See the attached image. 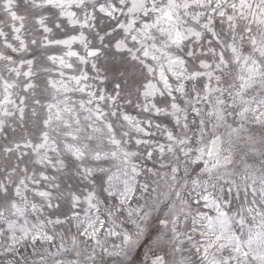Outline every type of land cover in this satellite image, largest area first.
<instances>
[{"label": "snow or ice", "instance_id": "obj_1", "mask_svg": "<svg viewBox=\"0 0 264 264\" xmlns=\"http://www.w3.org/2000/svg\"><path fill=\"white\" fill-rule=\"evenodd\" d=\"M0 264H264V0H0Z\"/></svg>", "mask_w": 264, "mask_h": 264}]
</instances>
